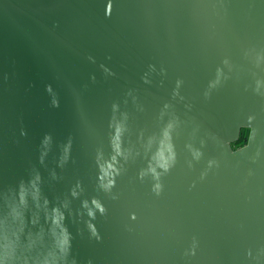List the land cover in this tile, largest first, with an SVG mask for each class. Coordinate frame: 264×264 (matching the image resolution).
I'll return each mask as SVG.
<instances>
[{"label": "water", "instance_id": "obj_1", "mask_svg": "<svg viewBox=\"0 0 264 264\" xmlns=\"http://www.w3.org/2000/svg\"><path fill=\"white\" fill-rule=\"evenodd\" d=\"M0 264H264V0H0Z\"/></svg>", "mask_w": 264, "mask_h": 264}, {"label": "trees", "instance_id": "obj_2", "mask_svg": "<svg viewBox=\"0 0 264 264\" xmlns=\"http://www.w3.org/2000/svg\"><path fill=\"white\" fill-rule=\"evenodd\" d=\"M248 134H249L248 129H242L238 140L232 145L233 149L243 147L247 142Z\"/></svg>", "mask_w": 264, "mask_h": 264}, {"label": "clouds", "instance_id": "obj_3", "mask_svg": "<svg viewBox=\"0 0 264 264\" xmlns=\"http://www.w3.org/2000/svg\"><path fill=\"white\" fill-rule=\"evenodd\" d=\"M94 203H95V201H94ZM96 207L99 208L101 212L104 211V209L101 207L100 204L96 203ZM89 214L91 215V213H89Z\"/></svg>", "mask_w": 264, "mask_h": 264}]
</instances>
